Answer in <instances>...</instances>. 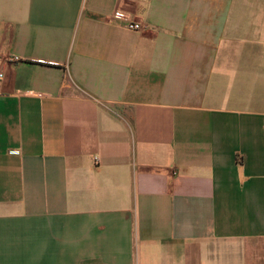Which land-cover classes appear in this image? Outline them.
Here are the masks:
<instances>
[{
    "label": "crops",
    "instance_id": "crops-1",
    "mask_svg": "<svg viewBox=\"0 0 264 264\" xmlns=\"http://www.w3.org/2000/svg\"><path fill=\"white\" fill-rule=\"evenodd\" d=\"M0 73V264H264V0H0Z\"/></svg>",
    "mask_w": 264,
    "mask_h": 264
},
{
    "label": "built area",
    "instance_id": "built-area-1",
    "mask_svg": "<svg viewBox=\"0 0 264 264\" xmlns=\"http://www.w3.org/2000/svg\"><path fill=\"white\" fill-rule=\"evenodd\" d=\"M112 19L120 20L123 23L124 27L130 30L142 31L146 28L145 24L138 22L132 19L131 17H129L128 15L118 11L112 13ZM2 78H3V74L0 73V79Z\"/></svg>",
    "mask_w": 264,
    "mask_h": 264
},
{
    "label": "rangeland",
    "instance_id": "rangeland-1",
    "mask_svg": "<svg viewBox=\"0 0 264 264\" xmlns=\"http://www.w3.org/2000/svg\"><path fill=\"white\" fill-rule=\"evenodd\" d=\"M257 246H264V242H257Z\"/></svg>",
    "mask_w": 264,
    "mask_h": 264
}]
</instances>
